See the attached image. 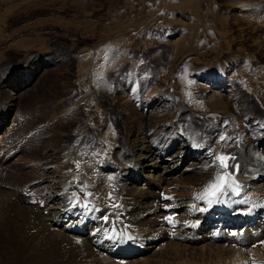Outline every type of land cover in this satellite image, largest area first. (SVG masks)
I'll list each match as a JSON object with an SVG mask.
<instances>
[{"label": "rangeland", "instance_id": "rangeland-1", "mask_svg": "<svg viewBox=\"0 0 264 264\" xmlns=\"http://www.w3.org/2000/svg\"><path fill=\"white\" fill-rule=\"evenodd\" d=\"M19 67L24 70L16 73ZM11 93L17 100L0 129V167L13 168L3 166L7 178L0 173V222L17 186L50 202L51 193L44 187L53 178L73 176L76 181L77 175L88 173L103 174L98 184L114 182L120 169L102 163L126 155L125 146L132 142L143 149L138 146L125 162L139 166L143 179L127 174L128 190L143 188L144 178L158 181L164 175L168 179L160 184L162 190H183L189 187L187 176L205 170L201 167L205 158L187 157L180 172L169 174L149 158L151 146L168 147L165 140L177 132L180 114L187 128L209 127L208 139L220 140V149L233 144L235 137L229 139L225 133L222 139L212 133L215 127L230 129L223 119L227 115L214 119L220 111L211 107L216 100L237 102L235 97L245 96L256 113L254 119L264 125V0H0V105ZM164 112L170 113L158 119ZM46 120L54 122L38 131ZM239 122L243 123L241 118ZM61 123L66 126L61 128ZM93 125L101 130L93 131ZM37 131L39 151L32 146ZM105 135H111V142ZM244 135L248 138L250 133ZM120 136L121 143H115ZM55 138L65 150L58 149L56 160L49 163L51 152L43 149ZM183 147L180 140L176 150ZM249 149L264 159V146ZM216 157L210 154L207 160L212 163ZM137 161L143 162L142 168ZM128 164L122 165L125 171ZM255 174L244 183L249 193L264 190V177ZM10 180L11 184L6 182ZM103 194L111 199L110 190ZM110 211L114 220H120V210ZM179 227L159 223L154 229L161 233ZM257 228L249 229L255 235L252 242L240 245L234 240L237 232L212 245L207 241L189 243L186 249L176 245L180 257H174L175 250L163 255L173 247L163 238L127 256L98 249L69 256L63 264H229L231 248L238 252L239 264H248L264 261V229ZM134 229L151 232L146 227ZM16 245L0 231V264H28ZM210 249L207 263L193 255Z\"/></svg>", "mask_w": 264, "mask_h": 264}, {"label": "bare ground", "instance_id": "bare-ground-1", "mask_svg": "<svg viewBox=\"0 0 264 264\" xmlns=\"http://www.w3.org/2000/svg\"><path fill=\"white\" fill-rule=\"evenodd\" d=\"M24 67H22L23 69L19 67L16 73L23 72ZM16 95L11 93L0 105V129L10 118L11 107L15 106L17 100ZM240 97H235L237 102H233V96H231L232 101L227 100L228 98H220L211 106L215 110H220L216 111L219 118L214 119L219 120L227 115L228 118L225 116L223 119L228 120L230 125L227 132L223 127L218 130L215 127L212 133H215V137H223L225 133L229 134V139L235 137L233 144L229 146L227 143L223 144L220 149V140L215 143L214 138L212 141L208 139L209 127L203 124L199 130L187 128L184 116L180 114L179 117L182 121L177 120L180 121L177 132L165 140L168 147L163 149L161 146L160 148L151 146L149 158L155 161L157 169H165L166 174L180 172L181 164L185 163L187 157L197 156L199 159H206V163L202 162L201 164V167L205 169L204 171L185 178L188 180L189 187H185L183 190L164 191L159 187L168 179L164 175L158 181H150L144 178L146 182L143 188L128 190L125 187L128 183L127 174L133 172L140 179H143L138 172L139 166L135 164L132 167V164L125 162V158L133 155L135 151L141 148L139 144L132 142L130 146L128 144L125 146L124 154L126 155L119 156L118 159L113 158V162L106 160L102 163L103 167L113 170L120 169L114 182L98 184L97 181H100L103 174L96 176L91 174L92 177H97L96 181H92V177L88 173L84 176L77 175L76 181H74L73 176L69 175L71 179L64 176L63 179L59 177L60 180L53 178L44 187L51 193L50 202L46 201L43 196L34 195L27 187H15V192L3 215L4 220L0 222V231H5L16 242V247L18 246L21 254L27 258L28 264H63L67 262L69 256L75 254L85 256L98 249L112 251L114 255L117 253L127 256L133 254L134 251H141L146 245L154 244L163 238L169 240L168 245L173 246L172 249H167L166 254L163 255L176 253L174 257H180V248L176 245L184 244L186 249L189 243L195 241H207L209 245L221 243L232 237L228 235L230 232H237L234 240L238 245L247 243L250 239L253 240L255 235L253 230H249L250 227L264 229V190L249 193L244 183L248 178H256L255 173H261L262 176L260 177H264V159L257 158L249 149L251 146L255 148L264 146V125L259 124V119H254L256 113L252 111L251 105L248 106L247 98L245 96ZM203 101L207 102L208 99ZM194 104L197 105L196 102ZM167 106L169 107V105ZM199 107L201 106L196 108ZM237 109L241 113L233 114ZM169 113L164 112V114L158 115V119L167 116ZM240 118L243 123L239 122ZM53 122L54 120L42 122L38 131H42L47 124ZM64 126H66L65 123L60 124L61 128ZM93 126V131L101 130L100 126ZM38 131L33 136L35 139H33L32 144L37 151L41 149L38 147L42 143L40 135L37 134ZM182 132L185 133L183 137L180 134ZM244 133H250L249 137L246 138ZM110 136L105 135V138L111 142ZM118 138L119 140L115 142L117 144L121 143L122 136ZM179 139L184 143V147L177 151L176 146L180 141ZM59 145L60 140L57 138L52 144L47 145L51 147L47 148L45 145L43 150L51 152L48 154L49 163L56 160L53 155L57 153ZM62 149L65 150L64 147ZM62 149L59 150L62 152ZM220 153L234 158L228 161L229 169L227 170L232 173L229 182L234 177V190L228 189L219 202L214 201L209 204L206 199H199L198 197L203 196L206 186L217 174L225 171L220 167L218 160L215 159L212 163L207 160L208 155L218 156ZM125 164H128V167H125V169L127 168L126 171L122 167ZM137 164H142L140 166L143 167V162L137 161ZM2 165L7 166L6 168L12 167V164ZM3 166L0 167V173H3L2 175L7 178L6 175L8 174L3 172L6 168ZM85 171L87 172L86 169ZM246 173L248 175H245ZM6 182L11 184V180ZM107 189L110 190L109 197L112 201L103 198V193ZM58 192H61L60 195ZM58 197V206L53 207V202ZM85 204L88 205L87 208L84 207ZM114 205H118V207ZM112 208L120 210L117 212L118 215L121 214L120 220L113 219L110 211ZM168 217L172 218L173 222L170 223L172 226L175 224L182 229L171 228L161 233L156 231L155 225L159 223L169 224V220L166 219ZM121 220L127 223L128 227L122 226ZM137 227H142V230H145L143 228L146 227L151 232H138L134 229ZM137 245H139V249L136 248ZM171 250L176 252L173 251V253ZM235 251V248L229 250V257H231L229 264H239L238 255H236L238 252L235 253ZM212 252L213 249L208 252L203 250L201 253L195 251L193 255L199 257L203 263H207L212 257ZM248 264H264V261L250 260Z\"/></svg>", "mask_w": 264, "mask_h": 264}, {"label": "snow or ice", "instance_id": "snow-or-ice-1", "mask_svg": "<svg viewBox=\"0 0 264 264\" xmlns=\"http://www.w3.org/2000/svg\"><path fill=\"white\" fill-rule=\"evenodd\" d=\"M222 139H225V137H222ZM230 159L234 158L228 155H218L216 157V160L220 162V167L225 171L221 174H217L213 178V180L209 182V184L205 188L203 196L198 197L199 199H206L209 204H212L214 201L219 202L220 198L226 193L228 189L234 190V177L231 179V182H229V178L232 177V173L227 171L229 169L228 161ZM76 166L77 168L80 167L79 162H77ZM88 195H91V193H88ZM114 206L118 207V205ZM84 207L87 208L88 205L85 204ZM166 219L169 220V223L173 222L171 217H168ZM105 220H107V217H105ZM117 236H119V234H117ZM129 239H131V237H129Z\"/></svg>", "mask_w": 264, "mask_h": 264}]
</instances>
